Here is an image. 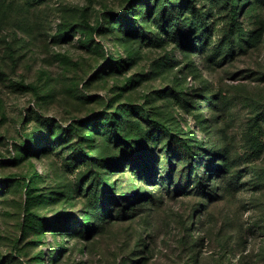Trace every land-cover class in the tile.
<instances>
[{
    "label": "rangeland",
    "instance_id": "374dc122",
    "mask_svg": "<svg viewBox=\"0 0 264 264\" xmlns=\"http://www.w3.org/2000/svg\"><path fill=\"white\" fill-rule=\"evenodd\" d=\"M0 264H264V0H0Z\"/></svg>",
    "mask_w": 264,
    "mask_h": 264
},
{
    "label": "trees",
    "instance_id": "16d2710c",
    "mask_svg": "<svg viewBox=\"0 0 264 264\" xmlns=\"http://www.w3.org/2000/svg\"><path fill=\"white\" fill-rule=\"evenodd\" d=\"M1 181V180H0Z\"/></svg>",
    "mask_w": 264,
    "mask_h": 264
}]
</instances>
